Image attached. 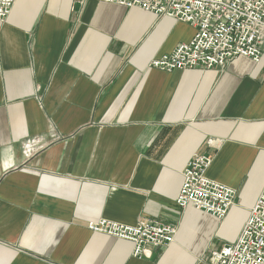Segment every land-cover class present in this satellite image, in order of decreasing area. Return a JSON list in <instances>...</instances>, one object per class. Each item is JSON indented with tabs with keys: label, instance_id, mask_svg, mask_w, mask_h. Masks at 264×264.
Wrapping results in <instances>:
<instances>
[{
	"label": "crops",
	"instance_id": "1",
	"mask_svg": "<svg viewBox=\"0 0 264 264\" xmlns=\"http://www.w3.org/2000/svg\"><path fill=\"white\" fill-rule=\"evenodd\" d=\"M186 23L139 8L15 0L0 21V264H207L233 243L264 186V53L224 69L163 72ZM236 193L222 222L175 206L195 155ZM152 220L174 243L87 229Z\"/></svg>",
	"mask_w": 264,
	"mask_h": 264
},
{
	"label": "built area",
	"instance_id": "2",
	"mask_svg": "<svg viewBox=\"0 0 264 264\" xmlns=\"http://www.w3.org/2000/svg\"><path fill=\"white\" fill-rule=\"evenodd\" d=\"M87 1L135 7L188 24L194 30L191 41L150 62V68L163 72L224 69L237 57L258 64L264 53V0H75L79 4ZM14 3L0 0V21L8 17ZM211 163L206 155L191 158L181 173L174 204L222 222L235 205L236 193L206 176ZM87 229L132 243V257L138 259H149L151 250L170 246L176 235L174 227L152 220L134 226L99 220ZM207 259L208 264H264V186L236 241L210 251Z\"/></svg>",
	"mask_w": 264,
	"mask_h": 264
},
{
	"label": "rangeland",
	"instance_id": "3",
	"mask_svg": "<svg viewBox=\"0 0 264 264\" xmlns=\"http://www.w3.org/2000/svg\"><path fill=\"white\" fill-rule=\"evenodd\" d=\"M207 257H208V255H207ZM207 257H205V262L208 264V259H207Z\"/></svg>",
	"mask_w": 264,
	"mask_h": 264
}]
</instances>
